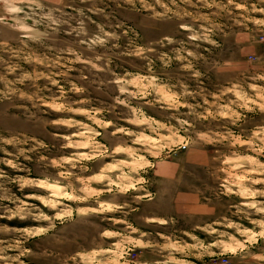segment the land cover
<instances>
[{
  "label": "rangeland",
  "instance_id": "1",
  "mask_svg": "<svg viewBox=\"0 0 264 264\" xmlns=\"http://www.w3.org/2000/svg\"><path fill=\"white\" fill-rule=\"evenodd\" d=\"M220 253L264 264V0H0V264Z\"/></svg>",
  "mask_w": 264,
  "mask_h": 264
},
{
  "label": "crops",
  "instance_id": "2",
  "mask_svg": "<svg viewBox=\"0 0 264 264\" xmlns=\"http://www.w3.org/2000/svg\"><path fill=\"white\" fill-rule=\"evenodd\" d=\"M184 162L188 163L189 165L197 164L188 161L187 158H185ZM181 163H183V161H179L177 163L176 171L162 173V179H160L163 182L161 183V185L166 189L165 191H161L159 197L156 195L158 191H149V193L151 194L146 195L144 198H142L139 205L134 207L136 208V210L141 207H146L149 209V212L145 214V220H149V222H156L161 225L165 224L164 222H168V219L171 220L173 215L176 214L179 210H185V208L183 207L184 202L180 201L182 199L181 195H178L176 193L178 186H180V183L189 179L187 174L181 173L179 171V169L181 168ZM152 192H154V195ZM176 195L178 196V198L176 197ZM139 240L143 241L141 238H139Z\"/></svg>",
  "mask_w": 264,
  "mask_h": 264
},
{
  "label": "built area",
  "instance_id": "3",
  "mask_svg": "<svg viewBox=\"0 0 264 264\" xmlns=\"http://www.w3.org/2000/svg\"><path fill=\"white\" fill-rule=\"evenodd\" d=\"M181 147H184V144H181ZM221 255H218L211 264H230V259L223 255V253H220Z\"/></svg>",
  "mask_w": 264,
  "mask_h": 264
}]
</instances>
